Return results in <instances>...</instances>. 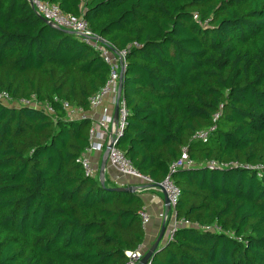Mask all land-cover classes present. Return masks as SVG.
Wrapping results in <instances>:
<instances>
[{
	"label": "trees",
	"instance_id": "16d2710c",
	"mask_svg": "<svg viewBox=\"0 0 264 264\" xmlns=\"http://www.w3.org/2000/svg\"><path fill=\"white\" fill-rule=\"evenodd\" d=\"M39 1L126 52L117 147L148 188L172 180L190 223L151 264H264V0ZM109 76L28 0H0V264H127L144 244L142 193L86 176L92 121L64 108L89 112ZM34 98L54 114L19 104ZM184 151L194 166L173 170Z\"/></svg>",
	"mask_w": 264,
	"mask_h": 264
},
{
	"label": "built area",
	"instance_id": "2783aa9c",
	"mask_svg": "<svg viewBox=\"0 0 264 264\" xmlns=\"http://www.w3.org/2000/svg\"><path fill=\"white\" fill-rule=\"evenodd\" d=\"M31 6L34 7L37 14L42 17L47 24L54 28L63 29L74 33L84 43L98 51L104 62L110 67V76L103 88L90 99V111L100 109L104 106L107 100H110L114 111L112 114L105 113L98 122H92L90 130V142L86 148L80 162L87 177H96L97 170L92 166L89 155L93 153L100 154L102 157L108 150L107 163L113 167L122 177L133 178L142 181L146 185L152 184V181L142 176L121 152L118 147V140L123 135L125 129V122L127 118L126 101L119 97L120 94V77L126 69V52H115L114 49L107 43L106 40L98 37L88 27L87 23L82 18L64 15L60 9L53 4L43 3L39 0H28ZM0 102L9 103L11 100L6 94H0ZM19 104L31 105L34 108H41L40 104L35 98L30 102L21 101ZM118 105V116L115 118V109ZM44 111L53 115L54 111L51 106H42ZM67 112V119L69 121L90 119L88 112L79 108H73L68 104H64ZM92 121V120H91ZM209 132L200 133L196 136L198 140L207 142ZM193 162L189 160L187 153L184 151L180 160L173 164L172 169L192 168ZM262 167L257 170H262ZM261 176V175H259ZM153 189L164 190L171 206V214L162 216L164 224L170 222L171 228L166 233V242L173 240L174 232L179 226H189L187 221H177L175 215V207L179 200L180 190L167 178L160 187ZM138 192V191H136ZM142 224L145 228L150 221L147 211L144 210L141 214ZM165 242V243H166ZM146 251L139 247L134 252L127 253V264H140L145 257ZM147 264H151L148 262Z\"/></svg>",
	"mask_w": 264,
	"mask_h": 264
},
{
	"label": "crops",
	"instance_id": "0c3cea01",
	"mask_svg": "<svg viewBox=\"0 0 264 264\" xmlns=\"http://www.w3.org/2000/svg\"><path fill=\"white\" fill-rule=\"evenodd\" d=\"M113 111L114 109L112 102L107 100L102 108L89 111L88 115L92 122H98L105 113L112 114ZM88 157L92 163V166L97 170V173L100 176L103 157L97 153L90 154ZM103 180L105 186L109 187L110 189L132 187L135 188L136 191L142 193V196L145 200V210L150 217L149 224L145 227L146 237L145 242L142 245L144 251L148 253L159 238L163 226L162 216L167 213L163 192L159 189L148 188L147 185L140 180L122 177L108 163L105 167ZM165 236L163 242L161 243L163 245L166 241Z\"/></svg>",
	"mask_w": 264,
	"mask_h": 264
},
{
	"label": "water",
	"instance_id": "95a60500",
	"mask_svg": "<svg viewBox=\"0 0 264 264\" xmlns=\"http://www.w3.org/2000/svg\"><path fill=\"white\" fill-rule=\"evenodd\" d=\"M33 7V6H32ZM34 8V7H33ZM45 21V20H44ZM46 22V21H45ZM47 23V22H46ZM49 25V24H48ZM122 84H123V75H121L120 77V94H119V97H121V89H122ZM118 105L115 109V118H117L118 116ZM109 150V149H108ZM106 151L103 155V161H102V166H101V175H100V180H101V184L102 186L104 187L105 186V183H104V171H105V167L107 165V159H108V152L109 151ZM114 191H128V192H136L135 188H132V187H129V188H121V189H112ZM163 192V195L165 197V204H166V208L168 211L171 210V206H170V203H169V200L167 198V195H166V192L164 190H162ZM165 233H166V227H165V224L163 223V226H162V229H161V233L159 235V238L158 240L156 241V243L154 244V246L151 248V250L145 255V257L141 260L140 264H147L148 262H150L151 258L154 256V254L156 253V251L158 250L160 244L163 242L164 240V236H165Z\"/></svg>",
	"mask_w": 264,
	"mask_h": 264
},
{
	"label": "rangeland",
	"instance_id": "374dc122",
	"mask_svg": "<svg viewBox=\"0 0 264 264\" xmlns=\"http://www.w3.org/2000/svg\"><path fill=\"white\" fill-rule=\"evenodd\" d=\"M92 164V163H91ZM98 179H99V181H100V183H101V180H100V176L98 177ZM165 238H166V236H165ZM166 242V241H165Z\"/></svg>",
	"mask_w": 264,
	"mask_h": 264
}]
</instances>
